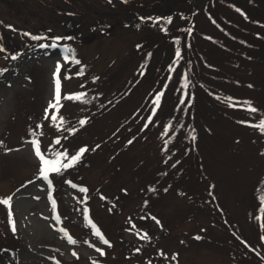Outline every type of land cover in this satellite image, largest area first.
<instances>
[{
	"label": "rangeland",
	"instance_id": "rangeland-1",
	"mask_svg": "<svg viewBox=\"0 0 264 264\" xmlns=\"http://www.w3.org/2000/svg\"><path fill=\"white\" fill-rule=\"evenodd\" d=\"M206 3L0 0V196L12 197L16 229L0 202V264H264L240 247L263 232L264 26L254 16L264 18V0ZM75 17L107 34L80 35ZM57 60L59 109L49 108ZM246 99L254 110L233 106ZM34 139L49 158L87 148L45 178Z\"/></svg>",
	"mask_w": 264,
	"mask_h": 264
},
{
	"label": "snow or ice",
	"instance_id": "snow-or-ice-1",
	"mask_svg": "<svg viewBox=\"0 0 264 264\" xmlns=\"http://www.w3.org/2000/svg\"><path fill=\"white\" fill-rule=\"evenodd\" d=\"M141 19H152L151 17H141ZM156 20L161 19V17L156 16L155 17ZM166 19H168L169 21H171L172 17H166ZM9 27H11V25H9ZM137 27H139V25H137ZM165 31H167V28L164 29ZM29 36H32L33 34L31 32L28 33ZM44 35V34H41ZM41 37L40 35H37L34 37V39L39 40ZM60 37H54L53 40H59ZM176 39L178 40L179 37H176ZM3 45H0V48H2ZM52 47H56L55 43L52 44ZM67 48V46H65ZM137 47H140V45H137ZM16 55H18L17 53H13V56L15 57ZM176 56L179 57L180 56V50L177 49L176 50ZM64 59L68 60V59H73L75 60V56L69 57L67 55V53H65L64 55ZM78 62V61H77ZM55 68L56 71L53 73L54 77H55V91H54V98L52 100L49 101V108L54 107L56 109H59L62 107V95H61V74H60V69H61V61L57 60L56 64H55ZM0 71H3V69H0ZM82 72H78L76 73V75H82ZM69 76H71V73L68 74ZM93 80L98 79V77L93 76L92 77ZM11 83V82H9ZM84 94L82 92H67L64 93L63 98L64 99H83ZM156 100L159 101L160 100V93L156 94ZM233 106H238V107H247L249 109H253L254 110V106L252 104V102L250 100H245L244 104L241 105H233ZM45 116L48 117L49 113H48V109H45ZM51 119L56 120V119H60L61 121L64 120L63 116H57L55 114H52ZM86 119V118H85ZM242 123L248 124L251 123V121L249 120H244L241 121ZM80 124L85 123V120L82 119L79 121ZM258 127L260 129V131L264 132V119H260ZM69 131L71 132H75L76 128H70ZM57 140H59V137H57ZM128 143H131V140L128 141ZM33 147L35 150V155L38 157V167H39V175L43 176L45 178H48L49 173L50 172H61L63 169L69 168L75 164H77L78 161H80L82 159V156L84 154V152L86 151L87 145L80 147L78 150H74V154H70L66 149L63 151H57L54 154V158H49L42 150L40 147V141L39 140H33ZM97 147H99L97 145ZM165 147H167V145L165 144ZM5 151H8V149H5ZM66 161V162H65ZM84 192H87L88 189L85 187L83 189ZM123 191L127 192V189H123ZM259 200L261 201L259 208L261 212H264V194H261L259 196ZM0 202H2L4 205L8 206V216L10 219V222L12 224V230L15 231V221L11 219L12 217V208H11V203H12V197L10 195H5V196H0ZM145 203H147V201H145ZM52 204L53 206L56 205V201L55 199L52 200ZM155 219V217H153ZM57 219H60L59 215H57ZM89 224H91L92 228L95 230L96 235L103 240V242L106 245H110L112 242L104 235V233L100 230V228L92 222L91 219H89ZM55 226V225H54ZM61 231L67 233L68 229L66 228H62ZM137 235H139V233H137ZM145 236H147V233H145ZM197 238H200L199 236H197ZM67 239L75 244L77 241L75 240V238L71 235L67 236ZM86 243H91V241H85ZM245 243H247V241H245ZM93 248H96L95 244H92ZM74 254L78 255V253ZM98 251L102 254H106L105 253V249L103 247H100L98 249ZM134 251H140L139 248L134 249ZM163 254V253H162ZM59 264V262H58ZM96 264H100L99 261H96ZM149 264H151V262H149Z\"/></svg>",
	"mask_w": 264,
	"mask_h": 264
},
{
	"label": "trees",
	"instance_id": "trees-1",
	"mask_svg": "<svg viewBox=\"0 0 264 264\" xmlns=\"http://www.w3.org/2000/svg\"><path fill=\"white\" fill-rule=\"evenodd\" d=\"M210 1L211 0H207V3H209ZM204 2H206V0H204ZM207 3L205 4L206 7L208 6ZM197 12H198V9H197V11L195 10L193 13L195 14ZM210 12H212V9H210ZM243 12H245V10H243ZM180 13H182V11H180ZM158 14L159 13L155 12L154 15H158ZM188 14H191V12H189ZM172 15H174V14H172ZM257 16H258V14L256 16H254L255 18H259L256 22H258V24H261V26H264V18L263 17H259V16L257 17ZM194 21H195V19H194V15H193L192 16V19L190 20L191 24L186 23V24L183 25V27L185 29V36L188 37V38H190L189 36H191L193 34V32L191 30V27H192V25H194ZM73 23L81 25L80 26V31H79V34L80 35H82V33H84L86 30H87L86 32L91 33V37L92 38H94L96 35L107 34L106 33L107 32V29H105V27H103L102 24L93 25V26H95V29H93L91 27L90 28L88 27V29H87V26H89L88 24H92V22L90 20L88 22H85V19H82L81 17H80V19H78V17H75V22L73 21ZM222 24H224V25H222L221 27L224 26V29H229V27L231 26V25H229L228 22H224ZM186 29H187V31H186ZM57 36L60 37L59 40H55V41H57V43H61L63 40L64 41L65 40H71V41L72 40H75L73 38V36H74L73 35V32L65 33V34H63L61 36L60 35H56V36L54 35L53 38L54 37H57ZM188 38H186V39L188 40ZM52 41H54V40H52ZM260 43H262L261 45L264 44V37H262L261 41H259V44ZM63 45L64 46H67L66 51H67V55L69 57L75 56V53L72 51L71 47H69L67 44H63ZM69 60L72 61L71 65H73L74 63H76L75 60H73V59H69ZM260 80H261V78H260ZM261 81H263V80H261ZM192 91H193V88H192ZM190 93H191V91H190ZM193 93H194V91H193ZM258 224L260 226H262V231H263V232H260V234H261V236H260V238H261V244L258 243V242H256V241H254V240L246 239L245 241H247V243H245V241H244V243L241 244L240 247L243 249L244 252L250 253V254H255L260 259H264V248H263V246H264V212H262ZM232 232H233V234H235V236L239 235V233H237L238 231H236V230H232ZM231 241L232 242H228V245H231V243H232L235 246H238V242L236 240L233 239ZM250 261H252V260H250Z\"/></svg>",
	"mask_w": 264,
	"mask_h": 264
}]
</instances>
